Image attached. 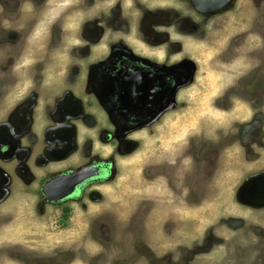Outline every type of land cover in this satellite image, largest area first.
I'll use <instances>...</instances> for the list:
<instances>
[{"label": "rangeland", "instance_id": "obj_1", "mask_svg": "<svg viewBox=\"0 0 264 264\" xmlns=\"http://www.w3.org/2000/svg\"><path fill=\"white\" fill-rule=\"evenodd\" d=\"M84 1L9 0L6 7L8 0H0V66L5 59L0 78L5 75L4 84L9 80L16 84L5 88L6 95L0 97V122L31 90V73L41 78L35 68L58 59L61 50L50 42L58 29L66 25L72 32L65 35L79 38L82 14L93 8L92 3L83 7ZM93 2L91 12L105 36L114 42L124 38L138 52H149L142 43H157L146 38L139 23L148 15L161 21L158 26L148 24L149 20L143 25L147 31L154 29L171 38V47L159 44L161 49L154 52L159 58L165 54L187 58L195 67V79L178 89L176 112L168 114L160 126L126 141L115 138L113 127L112 131L107 128L104 106L94 93H72L74 102H82L77 114L81 121H68L75 135L74 152L53 156L43 139L39 144L34 139L33 148L30 145L27 151L30 156L20 154L21 164H28L29 170L2 158L0 264H264V210L237 205L236 198L242 179L250 172L242 165L248 160L264 164V0H236L222 13L209 16L199 15L190 0ZM26 22L30 27L25 28L22 23ZM26 30L31 34L23 47L32 66L14 71L10 78L7 67L14 62L10 55H20L13 50L12 37ZM94 32L103 34L102 29ZM164 36H158V42L165 41ZM102 50L100 44L95 55L108 53ZM64 69L62 63L54 75ZM50 90L54 93L41 92L35 110L46 122H56L51 115L54 111L60 114L65 97L63 90ZM41 128L37 124L36 133L43 136ZM109 131L112 138L108 142L105 133ZM47 133L52 135L50 130ZM213 137L241 143L239 164L236 146L226 144L219 152ZM124 142L135 146L132 155L127 156L129 151L118 154L119 149L124 151ZM187 148L192 152L209 148V156L220 160V172L203 169L209 182H197L199 176L191 168ZM92 159L98 163L111 159L117 172L103 183L86 187L80 200L64 205L44 201L39 183L47 174L68 173ZM52 164L59 171L54 166L50 171Z\"/></svg>", "mask_w": 264, "mask_h": 264}, {"label": "flooded vegetation", "instance_id": "obj_2", "mask_svg": "<svg viewBox=\"0 0 264 264\" xmlns=\"http://www.w3.org/2000/svg\"><path fill=\"white\" fill-rule=\"evenodd\" d=\"M15 1L19 0H14V2ZM20 2L24 3V1ZM190 2L192 8L195 10L192 0H190ZM84 3L82 5L83 7L92 3L94 8L95 3L93 0H85ZM71 6H76V2L74 1ZM6 7H9V0ZM20 8L21 4L17 3L16 9L20 10ZM80 8L81 6H79L78 10ZM91 9L90 11L84 12V15L82 14L83 21L81 22L80 28H78L80 34L79 38L65 35V32H72V29L66 28V25L65 28L62 26L58 29L57 37L55 40L50 41L54 49L58 50L59 48L61 50L58 59H55L54 63L48 60L41 64V66L35 68V71H41V78H39L37 74L31 73L32 77L29 79V82L34 85L29 86H32L31 90L27 92V95L21 100L18 106V108L23 107V110L19 111L18 108L15 107L10 112L9 116L0 122V160L2 158L6 162H10L11 160L15 162V165L17 163L20 164H17L18 168L29 170V168H27L28 164H21L24 161L21 155L24 158L30 156L27 155L29 154L27 151L30 145H32L31 148H33L34 142L31 143V141L34 139H36L35 144H39L40 140L43 139V145L46 146V149L53 156L59 155L65 157L67 154L74 152L76 148L74 144L75 135L71 133L72 130L69 128L71 124H69V122L72 120L80 122L82 118V116L77 115L79 104H82V102H74L76 98L71 95L72 93L77 94L78 91L95 94L96 98H98L100 103L104 106L102 112L106 117L105 125L111 131L113 127L115 138L120 140L123 139L122 141H126L127 139L134 140L137 133H141L146 129L149 131L152 127L160 126L168 114L176 112L178 97L180 95L178 89L183 87V85L189 86L191 85L189 84L190 81H194V67L193 62H190L187 58L178 59L176 56L167 57L166 54L163 58H159L157 53L154 52L157 49H161L159 44L163 46L169 45V47H171L169 43L171 38L170 36L165 37L159 34L157 30L154 29H149L147 31L143 28V25L146 23V20H149L148 24L150 23V25L153 26H158V24L160 25L162 22L152 19L151 15H148L139 23L141 31L147 36L146 38L152 40L151 42H155V40L157 42H155V45L142 43L149 51L148 53H142L131 47L129 42L125 43L124 38L119 37V40H115L114 42L110 40L111 37H106L104 28L101 26L99 27V19L91 12ZM196 12L201 16H209L203 15L198 11ZM78 13L80 14V10ZM22 19L23 16H20V20ZM150 20H156L157 22L152 23ZM1 22L2 21H0V23ZM29 23L30 22L22 24H26V28L30 27ZM44 25L46 27V22ZM81 28L84 30H81ZM100 29L103 30V34L97 36L98 33H95L94 30ZM30 34L31 32L29 30L19 33V37L17 34H13V50L19 51L20 55H15L14 52L10 55V57L12 56V62L14 61L11 67H7L10 68V75L8 76L10 78L14 77V71L32 66V64L28 63L30 60L27 59V53H24L25 47H23L29 40ZM158 36H164L166 40L158 42ZM109 42L111 43L105 46ZM100 44L103 49L102 51L106 50L108 53L102 54L100 52L96 56L95 51L100 47ZM151 53H154V56H152ZM16 56H18V59H16ZM4 61L5 59L1 60L2 65L0 66V73L3 71ZM62 63L65 67L64 73L54 75V69L62 65ZM50 74L52 75L50 76ZM49 76L50 78L48 79ZM5 78V75H2V78H0V97L6 95L5 88L16 87V84L12 83L13 80H9L4 84L6 81ZM54 82H58L59 85L54 86ZM50 83H52L53 86H51ZM1 84H4L3 88H1ZM186 86L183 90L187 89ZM51 88L63 90L64 93L61 94H64L63 98H65L63 102L65 106L62 108L60 114H58L59 111L57 113L54 111V115H51L56 122H51L49 119L46 125L45 117L37 116L35 109L41 98V92ZM217 100L220 101L221 99L217 98ZM220 112L224 114L223 110ZM51 123L57 124L58 130L53 128L55 125L50 126ZM245 123L249 124L252 122L250 120ZM37 124L42 126V130H45L43 136L40 133H36ZM262 124H264V118ZM19 125L23 127V129H20ZM48 128H50L52 135H48V131L46 130ZM261 129L263 130L264 126H262ZM10 131L11 133L8 135ZM105 135L106 140L109 142L112 138V132H106ZM226 138L222 140L213 137L215 141L212 143L215 144V150L221 152L222 149L226 147V144H228L229 147L236 146V164H239L242 154L240 151L242 150L241 143L236 141L229 143V139ZM123 146H125L124 151L119 149L118 154H125V152L129 151L127 156H130L135 152V146H133L132 143L124 142L121 147ZM262 150L263 160L264 149ZM187 151L190 152V157L193 160L191 168L195 171V175L199 176V181L197 182H209L210 176L208 175L207 179H205L203 169H212L215 172H220V160L218 163V157L209 156L211 154L209 148L201 151L195 149L193 152L192 148H187ZM98 161L97 159H92V161L86 163L85 166L68 173L59 172V174H47L48 176H45L39 183L44 201L49 205H64L72 200H77L79 199L78 197L84 194L86 187L96 182L103 183L111 178L112 174L117 172V168L114 162H111V159L108 160L110 161L109 163H98ZM54 164L50 166V171H53V166L59 171L58 167ZM47 165H49V163H46L45 166ZM242 167H247L246 170L250 172H248L245 176L246 178L244 177L241 181L243 187L239 190L236 197L238 200L237 205L241 203V205L244 204L251 208L255 207V209L258 207L264 210V164L261 162L258 164V161L248 160L246 166L242 165ZM253 168L254 170H252ZM82 171L85 173V179L92 176L91 179L78 186L73 195L64 200H57V198L64 193L67 186L70 185L65 183L67 182L65 178ZM45 172L46 170H44V173ZM238 174L240 173L237 171L236 175ZM235 181L237 182L236 179ZM53 182H55L53 186L48 188L49 184ZM45 188H48L46 189L48 192L47 194L44 193ZM241 205L240 207H243ZM66 216H68V213ZM144 256H146V254H144Z\"/></svg>", "mask_w": 264, "mask_h": 264}, {"label": "water", "instance_id": "obj_3", "mask_svg": "<svg viewBox=\"0 0 264 264\" xmlns=\"http://www.w3.org/2000/svg\"><path fill=\"white\" fill-rule=\"evenodd\" d=\"M234 1L235 0H192V4H193L195 10L198 11L199 13H201L203 15H214V14L222 13L226 9L230 8V6L233 5ZM54 129L58 130V128H54ZM84 176H85L84 171L72 174L70 177L67 176L65 178V180L67 182H65V183L70 184V185L67 186L64 193H62L59 196V198H57V200H64V199L68 198L69 196L73 195V193L75 192V190L78 186L85 183L87 180L91 179V177H92L91 176L90 178L85 179ZM55 182L49 184L48 188L50 186H53V184ZM61 184H63V183H61ZM48 188H45V190H44L45 194L48 193L46 190Z\"/></svg>", "mask_w": 264, "mask_h": 264}, {"label": "clouds", "instance_id": "obj_4", "mask_svg": "<svg viewBox=\"0 0 264 264\" xmlns=\"http://www.w3.org/2000/svg\"><path fill=\"white\" fill-rule=\"evenodd\" d=\"M235 2H236V0L234 1V4H235ZM50 91H51V90L48 89V94H52V93H54L53 90H52L51 92H50ZM46 124H47V122H46ZM50 126H51V125H50ZM46 130L48 131V130H50V128H48V129H46ZM44 132H45V130H44ZM44 132H43V134H44Z\"/></svg>", "mask_w": 264, "mask_h": 264}, {"label": "crops", "instance_id": "obj_5", "mask_svg": "<svg viewBox=\"0 0 264 264\" xmlns=\"http://www.w3.org/2000/svg\"><path fill=\"white\" fill-rule=\"evenodd\" d=\"M226 69H227V67H226ZM226 75H228V71L226 72ZM230 76V75H229ZM47 125V124H46ZM38 130H39V128H38ZM44 135V134H43Z\"/></svg>", "mask_w": 264, "mask_h": 264}]
</instances>
